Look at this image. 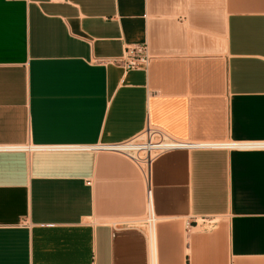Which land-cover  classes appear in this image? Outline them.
I'll return each instance as SVG.
<instances>
[{
	"label": "crops",
	"instance_id": "1",
	"mask_svg": "<svg viewBox=\"0 0 264 264\" xmlns=\"http://www.w3.org/2000/svg\"><path fill=\"white\" fill-rule=\"evenodd\" d=\"M147 127L219 146L152 163V230L129 162L50 150ZM256 145L264 0H0V264H264Z\"/></svg>",
	"mask_w": 264,
	"mask_h": 264
},
{
	"label": "built area",
	"instance_id": "2",
	"mask_svg": "<svg viewBox=\"0 0 264 264\" xmlns=\"http://www.w3.org/2000/svg\"><path fill=\"white\" fill-rule=\"evenodd\" d=\"M151 57L145 45L125 47L121 56L110 59L108 64L118 67L124 74L131 71H144ZM229 148L228 146H226ZM225 147V148H226ZM204 148H219V146L176 141L159 129L147 127L137 137L118 145H95L79 148H52L51 151H87L94 154H109L121 157L138 171L145 185V217L144 224L151 229L155 219L152 209V191L150 188V167L160 156L174 151H190Z\"/></svg>",
	"mask_w": 264,
	"mask_h": 264
},
{
	"label": "bare ground",
	"instance_id": "3",
	"mask_svg": "<svg viewBox=\"0 0 264 264\" xmlns=\"http://www.w3.org/2000/svg\"><path fill=\"white\" fill-rule=\"evenodd\" d=\"M226 146H228L229 148H231V147H234V148H235V147H238V146H232V145H226ZM244 147H247V146H244ZM244 147H241V148H244ZM255 148H258V149H264V145H256ZM151 230H152V228H151ZM151 230H150V231H151ZM150 231H149V232H150Z\"/></svg>",
	"mask_w": 264,
	"mask_h": 264
}]
</instances>
